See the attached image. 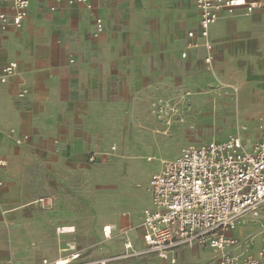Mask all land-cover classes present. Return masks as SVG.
I'll list each match as a JSON object with an SVG mask.
<instances>
[{"label": "crops", "instance_id": "1", "mask_svg": "<svg viewBox=\"0 0 264 264\" xmlns=\"http://www.w3.org/2000/svg\"><path fill=\"white\" fill-rule=\"evenodd\" d=\"M103 1L93 0V8H88L84 4L30 0L22 27L10 26L5 31L0 28V76L4 65L18 62L16 74L5 83L0 81V153L8 162L7 167L0 169L4 180L0 189V264H41L44 258H60L66 255L68 242L75 243L82 252L81 260L121 254L128 240L136 249L144 247L143 227L140 236L132 234V227L141 217L143 224L144 209L151 205L147 192L148 203L143 210L142 206L138 211L132 210L129 202L128 215L115 213L104 220L90 213L87 200L74 205L72 196L61 200L54 193L34 195L25 188L26 174L35 167L49 175V183L55 182L59 173L77 170L85 163L86 155L111 133L122 140L137 132H143L140 137L152 133L146 129L151 117L136 111L138 106L147 104L137 101L130 80L128 86L122 84L128 88V99L121 87V76L138 71L136 66H126L124 54L130 55L138 48L133 47L130 38L115 42L103 35L104 20V32L94 35L96 17L102 18ZM259 1L260 5L250 14L241 10L220 12L210 29L213 60L207 64L204 59L208 52L198 34L193 0L195 20L181 35L178 47L180 57H201L219 82L230 84L231 101L244 107L241 116L249 119L255 115L258 139L264 134L260 127L264 121V0ZM1 12L12 15V2L0 0ZM88 22H93V29L84 26ZM190 30L197 32L194 41L199 46L195 48L187 46ZM164 50L161 48L162 53ZM140 51L146 54L147 64L153 61L147 56L153 46L144 45ZM183 52H187L186 57ZM164 61L167 63L166 54L161 57V64ZM153 71L152 67L145 69L146 73ZM25 88L28 93L20 97ZM212 90H217L216 86ZM194 100L195 106L202 103ZM206 100L213 106L223 102ZM141 122L145 123L142 127L138 125ZM24 136L29 137L27 142L17 144L15 139ZM40 198H48L51 206H43ZM263 218L264 212L260 219L264 223ZM247 223L236 231L241 239ZM60 226L74 229L58 233ZM106 226H111L108 236L104 234ZM192 250L196 249L179 248L175 253L177 261ZM137 257L120 259L116 264Z\"/></svg>", "mask_w": 264, "mask_h": 264}, {"label": "rangeland", "instance_id": "2", "mask_svg": "<svg viewBox=\"0 0 264 264\" xmlns=\"http://www.w3.org/2000/svg\"><path fill=\"white\" fill-rule=\"evenodd\" d=\"M100 15L106 23L103 35L115 42L130 38L133 47L138 48L130 55L124 52L126 66H136L138 71L121 76V87L128 99L127 82L130 80L137 101L147 104L138 106L136 111L151 117L146 129L153 134L146 132V136L140 137L143 132H137L122 140L111 133L86 155L85 163L77 170L59 173L57 181L49 183V175L35 167L26 174L25 188L34 195L54 193L61 200L72 196L74 205L87 200L90 213L106 220L115 213L128 215L129 202L132 210L138 211L141 206L143 210L148 203L145 185L151 174L159 169L161 158L177 157L190 142L221 140L236 133L252 145L258 139V129L255 115L249 119L241 116L244 107L231 101L230 84L219 82L201 57H180V37L195 20L193 0H104ZM84 26L93 29V22ZM144 45L153 46L151 55H147L153 61L148 64L146 54L140 51ZM161 48L167 49L162 53ZM165 54L167 63L161 64ZM146 67L154 71L146 73ZM123 83L127 86L123 87ZM215 86L217 90H212ZM206 98L223 102L213 106ZM194 99L202 103L195 106ZM138 125L142 127L145 123ZM92 153L96 154L95 161L90 159ZM141 223L142 217L132 227L135 236L141 235ZM260 231L261 225L251 222L241 231L244 239L256 235L249 243L251 253L257 252L262 242ZM195 247L196 250L174 264H215L218 251ZM122 264L167 263L155 254H146Z\"/></svg>", "mask_w": 264, "mask_h": 264}, {"label": "built area", "instance_id": "3", "mask_svg": "<svg viewBox=\"0 0 264 264\" xmlns=\"http://www.w3.org/2000/svg\"><path fill=\"white\" fill-rule=\"evenodd\" d=\"M12 2V15L0 13V28H20L28 16L30 0H7ZM68 4H84L93 8V0H53ZM260 5L259 0H195L198 15V34L208 54L207 64L212 63L213 43L210 39L211 26L219 14L241 10L252 13ZM104 21L95 20L97 37L104 32ZM187 46L195 48L197 32L190 30ZM183 57L187 52H183ZM18 62L10 61L2 68L0 81L5 83L16 74ZM28 89H23L24 97ZM264 131V121L261 120ZM14 132V130H11ZM28 136L17 137L23 144ZM91 161L96 157L91 156ZM6 158L0 153V169L7 167ZM4 180L0 172V189ZM142 187V185H138ZM145 189L151 196V205L144 209V247L136 249L133 243L125 242V251L99 260H81L82 252L73 242L64 249L65 256L44 258L41 264H116L120 259L155 254L165 263H177L176 251L184 246L212 248L219 252L215 264H264V223L260 222L264 212V134L252 145L240 133L225 139L202 143H189L180 154L172 159L160 160V169L151 175ZM43 206H51L48 198H40ZM247 222H259L262 244L256 253L248 251L255 234L241 239L236 231ZM73 227L60 226L58 233L73 231ZM111 226L104 228L108 236Z\"/></svg>", "mask_w": 264, "mask_h": 264}]
</instances>
